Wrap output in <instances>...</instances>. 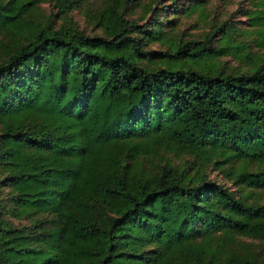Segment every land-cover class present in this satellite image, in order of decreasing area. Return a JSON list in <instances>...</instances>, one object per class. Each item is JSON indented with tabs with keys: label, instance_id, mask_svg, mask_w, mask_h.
Masks as SVG:
<instances>
[{
	"label": "trees",
	"instance_id": "1",
	"mask_svg": "<svg viewBox=\"0 0 264 264\" xmlns=\"http://www.w3.org/2000/svg\"><path fill=\"white\" fill-rule=\"evenodd\" d=\"M131 1L104 10L105 36H92L67 17L81 0H0L2 262L261 264L222 263L212 245L264 240V203L242 191L264 189V169L249 170L264 163V61L196 68L209 38L146 68L154 54L135 34L161 40L162 24L130 21ZM213 156L240 161L226 176L237 192L201 171Z\"/></svg>",
	"mask_w": 264,
	"mask_h": 264
},
{
	"label": "rangeland",
	"instance_id": "2",
	"mask_svg": "<svg viewBox=\"0 0 264 264\" xmlns=\"http://www.w3.org/2000/svg\"><path fill=\"white\" fill-rule=\"evenodd\" d=\"M196 3L201 5L196 6ZM80 8L74 7L68 14L70 20L78 22L79 27L92 36H105L99 25L100 14L114 6L122 5V0H81ZM41 10L50 15L53 5L45 2ZM127 17L144 28L152 29L153 24L160 22L163 36L155 39L150 33L135 36L141 39L146 52L153 56L143 59L141 65L151 70L163 67L161 60L171 51L173 43L183 44L192 41L208 40V51L212 56L206 66L198 61L192 65L207 70L209 67L224 70L226 73H246L264 61V0H132L127 10ZM259 18V20L257 19ZM67 19L60 20L64 24ZM154 31V30H153ZM220 52H222L220 54ZM190 64V63H189ZM188 62L186 66H189ZM174 163H183L187 154L173 155L166 152ZM222 161V170L215 166ZM240 161L230 162L212 157V162L201 167L209 178L230 186L232 191L237 188L226 176L234 172ZM264 169V163H252L249 170L257 172ZM243 194L251 203H264V189L242 188ZM237 192V191H236ZM222 250L221 261L226 262L229 256H254L264 264V240L239 237L235 243L223 242L213 244L212 250Z\"/></svg>",
	"mask_w": 264,
	"mask_h": 264
},
{
	"label": "water",
	"instance_id": "3",
	"mask_svg": "<svg viewBox=\"0 0 264 264\" xmlns=\"http://www.w3.org/2000/svg\"><path fill=\"white\" fill-rule=\"evenodd\" d=\"M0 264H3L1 257H0Z\"/></svg>",
	"mask_w": 264,
	"mask_h": 264
}]
</instances>
